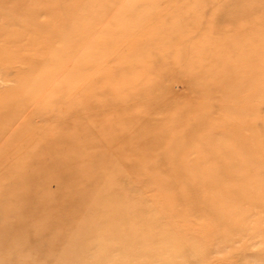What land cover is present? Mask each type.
Segmentation results:
<instances>
[{
    "label": "rangeland",
    "instance_id": "obj_1",
    "mask_svg": "<svg viewBox=\"0 0 264 264\" xmlns=\"http://www.w3.org/2000/svg\"><path fill=\"white\" fill-rule=\"evenodd\" d=\"M261 1L0 0V152L67 83L74 131L32 185L62 206L0 201V264H264Z\"/></svg>",
    "mask_w": 264,
    "mask_h": 264
},
{
    "label": "bare ground",
    "instance_id": "obj_2",
    "mask_svg": "<svg viewBox=\"0 0 264 264\" xmlns=\"http://www.w3.org/2000/svg\"><path fill=\"white\" fill-rule=\"evenodd\" d=\"M250 9L248 10V14H252L255 11L260 10L262 13V19H264V0L257 3H251V6H249ZM254 9V11H253ZM235 16V15H234ZM237 17V16H235ZM251 19V28L248 29V35H258L259 38H252L250 42V45L254 48L258 47L259 42H261L262 39H264V31H259L260 29L255 26V21L252 19V16L248 17ZM236 19L233 18V22H224V20H221V23L229 25H235ZM239 35V33H237ZM264 53V52H263ZM237 56L236 54L233 55ZM240 62L236 61L234 65H238ZM233 65L230 63V66ZM215 72V71H214ZM227 69L224 71L223 77L226 80L227 78ZM220 81V78L217 80ZM72 86L70 84H66V86L57 91L54 96H52V101H54V104L52 107H50L48 110L44 112V115L41 116L40 121L38 124L29 126L24 128L17 136H15L11 142L0 152V165L4 167V172L0 176V201L7 202L10 198L13 199L18 198L22 199L23 202H21L23 210L21 213H26L25 216L28 213H35L37 212V209H48L55 207V203L60 202V205L62 206L65 203V199H50L48 196H42L39 198H36L37 195H39L41 192L39 190L33 189L32 185L35 184V182L39 181L41 184V188L45 189V184L49 181H52V175L58 174V177L65 179V177H70L71 175L66 174L64 176L62 173L64 168H68L67 165L63 163V158L60 156L61 152L58 151V144L53 137H50V135L57 130L62 129V131H65L69 133V137L71 138L73 131V127H64L62 126V121L71 120L72 116L70 115V112L68 113L67 110L60 112V114L56 115V112H58V104H61L60 101L61 98L64 96V99L68 98L70 95V92L72 91ZM57 96V97H56ZM54 97V99H53ZM60 101V103H58ZM72 111V110H71ZM230 120V117H228ZM48 119L50 122L52 121V126H44L46 123H48ZM5 122V121H4ZM40 123V124H39ZM73 131V132H72ZM68 137V136H66ZM73 139V138H72ZM71 139V140H72ZM65 145L70 143L69 138H67L65 141H63ZM54 143V145H53ZM63 144V143H60ZM71 144V143H70ZM18 149H23L22 152L19 153V156L16 160L14 158V154H12V151H16ZM189 155V154H188ZM190 156V155H189ZM16 157V156H15ZM9 163L10 166H9ZM232 165V163H231ZM1 169V168H0ZM3 171V170H2ZM101 174L104 172L105 177L109 176L108 168H106L104 171L100 170ZM98 174V173H97ZM110 174L113 176V173L110 171ZM116 176L120 175V172L117 171ZM47 175V176H46ZM54 178V177H53ZM103 183V181H101ZM97 184V183H96ZM104 184V183H103ZM31 185V186H29ZM100 186L99 184L96 186L98 188ZM8 187H11L13 190H9ZM94 190V189H93ZM92 191V190H91ZM93 192V191H92ZM82 202L80 199H75L73 202L74 205L76 204H89L92 199L88 197H82ZM85 199V200H84ZM1 203V202H0ZM49 203H54L53 205H50ZM101 203V202H100ZM1 205V204H0ZM102 208V206L100 207ZM98 208V209H100ZM102 212L103 209H101ZM30 215V214H28ZM27 215V216H28ZM24 216V217H25ZM24 217L21 218L20 222L18 224H11L12 226L21 225L25 227L23 224H25ZM21 221H23L21 223ZM73 220L70 219L67 223H71ZM15 223V222H14ZM20 223V224H19ZM56 224H60L59 220L55 221L51 226V229L56 227ZM26 225V224H25ZM8 228H6L7 230ZM1 237L10 236V233L6 231V233L0 231Z\"/></svg>",
    "mask_w": 264,
    "mask_h": 264
}]
</instances>
